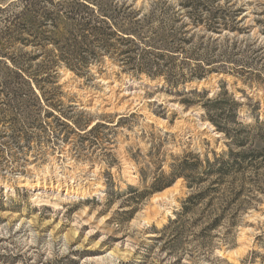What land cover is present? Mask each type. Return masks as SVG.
Here are the masks:
<instances>
[{"label":"rangeland","instance_id":"1","mask_svg":"<svg viewBox=\"0 0 264 264\" xmlns=\"http://www.w3.org/2000/svg\"><path fill=\"white\" fill-rule=\"evenodd\" d=\"M15 1L0 0V36ZM233 2L245 31L217 43L256 52L264 80V0ZM67 31L0 45V264H264V82L211 74L173 88L108 57L10 81L4 54H60Z\"/></svg>","mask_w":264,"mask_h":264},{"label":"trees","instance_id":"2","mask_svg":"<svg viewBox=\"0 0 264 264\" xmlns=\"http://www.w3.org/2000/svg\"><path fill=\"white\" fill-rule=\"evenodd\" d=\"M149 2L150 13L143 14L141 8L133 10L134 1L127 4L124 0H16L14 3L20 10L4 16L1 46L42 47L43 42L52 40L42 38L38 30L45 27L58 30L68 24L70 31L66 32L69 34L67 50L60 54L40 52L32 57L4 54L2 57L17 68L10 70L13 77L8 78L13 84L20 82L19 86L35 80L38 85L50 80L49 73L59 65L82 74L91 63L108 57L127 66L129 69L123 71L135 77L144 74L151 80L162 78L173 88L203 80L211 74L244 77V83L249 85L264 82L260 71L251 63V55L256 52L236 44L217 43L226 32L242 34L245 31L239 27L244 9L234 10L233 0ZM176 7L180 9L175 12ZM198 32L202 33L198 37L201 42L194 44ZM24 33L27 38L22 36ZM158 46L162 51H153ZM187 46L191 48L186 50ZM37 60L40 62L31 74L28 65ZM1 79L0 86L4 88L7 77ZM192 94L204 96V92Z\"/></svg>","mask_w":264,"mask_h":264},{"label":"bare ground","instance_id":"3","mask_svg":"<svg viewBox=\"0 0 264 264\" xmlns=\"http://www.w3.org/2000/svg\"><path fill=\"white\" fill-rule=\"evenodd\" d=\"M42 194V192H37L36 193V195H41ZM45 202H48V201H45ZM49 203V202H48ZM53 208H55V209H59L60 208V206L57 204V203H51L50 204Z\"/></svg>","mask_w":264,"mask_h":264}]
</instances>
